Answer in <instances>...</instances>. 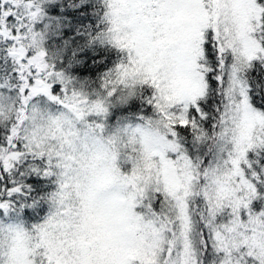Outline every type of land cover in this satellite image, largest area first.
<instances>
[{"label": "snow or ice", "instance_id": "1", "mask_svg": "<svg viewBox=\"0 0 264 264\" xmlns=\"http://www.w3.org/2000/svg\"><path fill=\"white\" fill-rule=\"evenodd\" d=\"M41 2L0 0L13 110L0 107V264H264V0H103L95 38L124 56L92 93L49 56ZM145 85L152 114L115 127L139 143L71 190L73 157L36 121L63 117L98 143L112 98ZM33 183L54 187L37 197Z\"/></svg>", "mask_w": 264, "mask_h": 264}, {"label": "trees", "instance_id": "2", "mask_svg": "<svg viewBox=\"0 0 264 264\" xmlns=\"http://www.w3.org/2000/svg\"><path fill=\"white\" fill-rule=\"evenodd\" d=\"M41 7L43 15L36 22L35 28L45 34V47L49 56L75 78L76 86L83 85V89L89 93L99 91L104 74L114 68L124 56V53L111 44L95 38L105 28L103 0H86L83 7L87 10L79 12L69 8L64 0H42ZM5 49L6 45H0V82L11 67ZM151 91L152 89L145 85L142 88V95L134 96L126 102L113 97L106 121L108 131L122 123H138L140 122L138 117L151 115L152 108L146 103ZM91 98L94 99L95 96ZM39 179L29 178L30 181ZM32 187V195L39 197L44 194V190L52 191L54 186L33 183ZM43 206L46 212L48 206L47 204ZM32 211L31 208L24 209L25 214L21 217L29 225L37 222L32 217ZM13 218H16L15 214ZM0 219L9 222L7 216Z\"/></svg>", "mask_w": 264, "mask_h": 264}, {"label": "clouds", "instance_id": "3", "mask_svg": "<svg viewBox=\"0 0 264 264\" xmlns=\"http://www.w3.org/2000/svg\"><path fill=\"white\" fill-rule=\"evenodd\" d=\"M121 95H124L123 89L118 92L117 98ZM0 107L3 108L6 115L13 114L9 101L0 102ZM156 124L157 122L153 121L152 127H156ZM33 131L41 140L55 135L57 141L64 145L65 151L71 154L74 160V171L69 177L70 188L73 191L79 190L82 195L87 193L93 183L102 178L108 166L109 153H120L125 144L132 147L139 143L131 132L125 134L115 128L106 131L98 143H93L91 140L85 143L83 131L74 125L69 126L63 117L56 120L46 116L41 117L36 121ZM138 157L142 160V153L139 150Z\"/></svg>", "mask_w": 264, "mask_h": 264}]
</instances>
